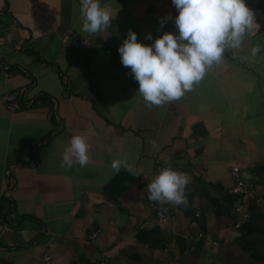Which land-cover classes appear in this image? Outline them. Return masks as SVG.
<instances>
[{
  "label": "crops",
  "instance_id": "crops-1",
  "mask_svg": "<svg viewBox=\"0 0 264 264\" xmlns=\"http://www.w3.org/2000/svg\"><path fill=\"white\" fill-rule=\"evenodd\" d=\"M100 2L114 18L90 37L79 0H0V96L15 91L21 104L0 101V264H98L102 254L109 264H264L262 16L253 10L258 30L191 92L149 108L118 47L129 29L147 45L175 32L160 18L177 10L171 0ZM245 2L264 10V0ZM75 134L89 164L62 168ZM117 158L140 175L113 173ZM169 161L191 177L188 203L165 204L159 222L145 192ZM231 165L249 196L231 192Z\"/></svg>",
  "mask_w": 264,
  "mask_h": 264
},
{
  "label": "clouds",
  "instance_id": "clouds-1",
  "mask_svg": "<svg viewBox=\"0 0 264 264\" xmlns=\"http://www.w3.org/2000/svg\"><path fill=\"white\" fill-rule=\"evenodd\" d=\"M177 10L175 17L160 18L162 27L167 20L173 21L175 32H163L151 45L138 42L137 34L128 30L127 38L118 47L120 60L130 75L138 82V94L145 105L163 107L181 100L204 78L214 64L223 62L226 49H241L247 34L258 30L257 13L245 0H171ZM81 31L90 37L107 32L114 14L100 0H79ZM147 40H153L146 34ZM262 51L260 44H254L250 57L254 60ZM149 143L157 151L156 141ZM89 144L84 136L75 134L65 146L61 167L81 168L89 164ZM113 173L121 168L134 176V171L125 159L111 162ZM191 177L173 168L171 162L157 172L147 184L148 199L163 206H187V190Z\"/></svg>",
  "mask_w": 264,
  "mask_h": 264
},
{
  "label": "built area",
  "instance_id": "built-area-1",
  "mask_svg": "<svg viewBox=\"0 0 264 264\" xmlns=\"http://www.w3.org/2000/svg\"><path fill=\"white\" fill-rule=\"evenodd\" d=\"M0 74L6 75V72H4L3 67H0ZM18 95L19 94L15 91L4 92L0 96V101L5 106V108H7L8 110H14L21 105L19 102ZM229 175L233 179V183L231 186V192H233L234 194H236L237 196H240V197H246V196H249L251 194L250 185L247 182H245L242 178H240L237 166L231 165L229 167ZM142 177L144 178L145 175L142 174ZM145 194H146L147 199H148L147 190H146ZM148 205H149V208H151V210H152L153 217L155 218V220H157L159 222L165 220V217L167 215V211H163V209L161 208V206L158 203L152 202L148 199ZM163 207L167 208L166 205H164ZM238 225H239L238 223L235 224V226H237V227H238ZM95 235H96L95 230L91 231L88 234V239L93 240ZM47 259H48L47 256H43V260H47ZM95 262L98 264H109V259H108L107 255L102 254V255H100V257L97 260H95Z\"/></svg>",
  "mask_w": 264,
  "mask_h": 264
},
{
  "label": "water",
  "instance_id": "water-1",
  "mask_svg": "<svg viewBox=\"0 0 264 264\" xmlns=\"http://www.w3.org/2000/svg\"><path fill=\"white\" fill-rule=\"evenodd\" d=\"M251 9L257 11L262 16V18L264 20V10H262L259 7H252Z\"/></svg>",
  "mask_w": 264,
  "mask_h": 264
}]
</instances>
